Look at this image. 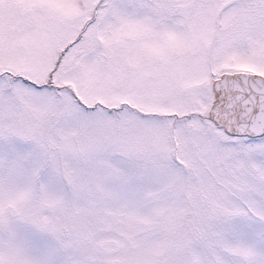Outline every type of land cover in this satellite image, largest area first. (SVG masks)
<instances>
[{"label":"snow or ice","instance_id":"1","mask_svg":"<svg viewBox=\"0 0 264 264\" xmlns=\"http://www.w3.org/2000/svg\"><path fill=\"white\" fill-rule=\"evenodd\" d=\"M0 264H264V0H0Z\"/></svg>","mask_w":264,"mask_h":264}]
</instances>
